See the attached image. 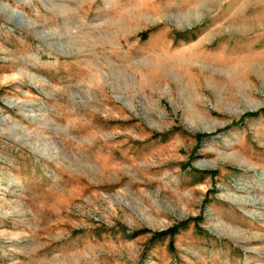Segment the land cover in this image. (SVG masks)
I'll use <instances>...</instances> for the list:
<instances>
[{
    "label": "rangeland",
    "instance_id": "obj_1",
    "mask_svg": "<svg viewBox=\"0 0 264 264\" xmlns=\"http://www.w3.org/2000/svg\"><path fill=\"white\" fill-rule=\"evenodd\" d=\"M0 264H264V0H0Z\"/></svg>",
    "mask_w": 264,
    "mask_h": 264
},
{
    "label": "trees",
    "instance_id": "obj_2",
    "mask_svg": "<svg viewBox=\"0 0 264 264\" xmlns=\"http://www.w3.org/2000/svg\"><path fill=\"white\" fill-rule=\"evenodd\" d=\"M187 224L188 222H183L167 231L155 233L154 239H161V238H165L168 236L174 237L180 232V230L184 229L187 226ZM171 246H173V242H171Z\"/></svg>",
    "mask_w": 264,
    "mask_h": 264
},
{
    "label": "bare ground",
    "instance_id": "obj_3",
    "mask_svg": "<svg viewBox=\"0 0 264 264\" xmlns=\"http://www.w3.org/2000/svg\"><path fill=\"white\" fill-rule=\"evenodd\" d=\"M242 21V20H241ZM246 21V20H245ZM237 22V21H236ZM232 24V23H231ZM239 26V25H238Z\"/></svg>",
    "mask_w": 264,
    "mask_h": 264
}]
</instances>
